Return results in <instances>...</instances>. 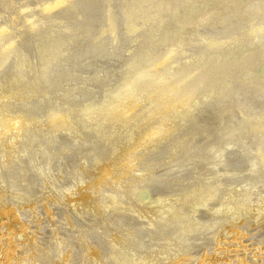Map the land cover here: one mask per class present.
<instances>
[{"label":"rangeland","instance_id":"1","mask_svg":"<svg viewBox=\"0 0 264 264\" xmlns=\"http://www.w3.org/2000/svg\"><path fill=\"white\" fill-rule=\"evenodd\" d=\"M0 231L8 264H264V0H0Z\"/></svg>","mask_w":264,"mask_h":264},{"label":"bare ground","instance_id":"2","mask_svg":"<svg viewBox=\"0 0 264 264\" xmlns=\"http://www.w3.org/2000/svg\"><path fill=\"white\" fill-rule=\"evenodd\" d=\"M190 74H191V73H190ZM192 74H194V73H192ZM192 74H191L190 78H193V77H192ZM187 75H189V74H187ZM194 75H195V74H194ZM196 76H197V77H198V76L201 77V78L198 77V80H199V81H200V79H201V80L204 79V77H202V76L199 75V74H197ZM197 77H196V78H197ZM196 78H195V79H196ZM192 80L194 81L195 84L199 82L198 80H197L198 82H197L196 80H194V78H193ZM195 81H196V82H195ZM187 82H189V81H187ZM187 82H186V83H187ZM180 83H181V82H180ZM184 83H185V82H184ZM184 83H183V84H184ZM201 83H202V82H201ZM201 83H200V84H201ZM192 84H193V82H192ZM192 84H191V85H192ZM186 85H187V84H186ZM186 85H184L185 88H186ZM188 85H189V84H188ZM188 85H187V88H188ZM191 85H190V86H191ZM198 85H199V83H198L196 86L198 87ZM177 86H179V85L177 84L176 87H177ZM184 86H182V87L184 88ZM196 86H195V87H192V88L195 89ZM172 87H173V86H172ZM179 88H180V87H179ZM185 88H184V89H185ZM187 88H186V89H187ZM189 88H190V87H189ZM170 89H173V88H169V90H170ZM186 89H185L184 91H186ZM190 89H191V88H190ZM190 89H189V90H190ZM194 89H193V92H194ZM177 90H178V89L175 90V88H174V90H173V91H169V93L172 95V92L177 91ZM181 90H182V89H181ZM189 90H188V91H189ZM167 91H168V90H167ZM191 91H192V90H191ZM165 92H166V91H165ZM186 92H187V91H186ZM167 93H168V92H166V94H167ZM191 93H192V92H191ZM174 94H175V93H174ZM192 94H193V93H192ZM190 95H191V94H189V96H190ZM191 96H192V95H191ZM169 98H170V97H167V99H169ZM173 98H174V97H173ZM165 99H166V98H165ZM167 99H166V100H167ZM188 99H189V97H188ZM186 101L188 102L189 100H186ZM166 104H167V103H166ZM170 104H172V103H170ZM173 104H174V103H173ZM177 104L179 105V103H177ZM168 106H169V104H168ZM170 106H171V105H170ZM173 106H174V105H173ZM173 106H171V107L174 108ZM30 109H31V108H30ZM156 127H157V126H156ZM157 128L159 129V127H157ZM157 128H156V130H157ZM160 129H161V131H162V128H161V127H160ZM151 130L155 131V128H153V129H151ZM151 130H150V131H151ZM163 130H164V128H163ZM158 132H160V131H158ZM156 133H157V132H156ZM147 135L149 136V134H147ZM147 135H146V136H147ZM151 135H152V134H150V136H151ZM154 135H155V133H154ZM106 139H107V138H106ZM183 140H184V139H183ZM106 141H107V140H106ZM113 149H114V148H113ZM111 150H112V149H111ZM168 150H169V149H168ZM112 151H113V150H112ZM109 153H110V151H109ZM109 153H108V154H109ZM111 153H112V152H111ZM105 154H106V152H105ZM109 156H110V155H109ZM107 160H108V159H107ZM106 173L108 174V171H107ZM113 175H114V174H113ZM101 177H102V176H101ZM109 177H110V176H109ZM106 179H108V178H106ZM12 220H14V219H12ZM10 224H12V226L10 225V226H11L10 228H12V227L14 226V225H13V222H12V223L10 222ZM8 226H9V225H8ZM8 226H7V227H8ZM5 227H6V226H5ZM5 227H4V228H5ZM4 228H3V229H4ZM5 229H7V228H5ZM13 229H15V228H13ZM7 231H8V230H7ZM10 231H12V230H10ZM10 231H8V233H10ZM0 232H2V231H0ZM11 233H12V232H11ZM1 235H2V233L0 234V236H1ZM2 240H3V239H2ZM5 240H6V239H5ZM5 240H4L3 243H5ZM170 241H171V239H170ZM0 242H1V239H0ZM1 243H2V242H1ZM1 243H0V245H1ZM172 243H173V241H172ZM232 243H233V242H232ZM7 244H8V243H7ZM7 244H5V245L7 246ZM2 245H3V244H2ZM2 245H1V246H2ZM8 245H9V248L11 249V248H12L11 245H10V244H8ZM167 245H168V244H167ZM229 245H231V244H229ZM1 246H0V247H1ZM165 246H166V245H165ZM223 246H224V245H223ZM225 246H226V245H225ZM225 246H224V248H226ZM231 246H233V245H231ZM2 247H3V246H2ZM227 247H228V246H227ZM229 247H230V246H229ZM231 248H233V247H231ZM1 249H2V248H1ZM5 249H7V247L5 248V246H4V250H5ZM10 249L5 250V251H6L5 254L3 253V250H2V252H1V250H0V252L3 253V254L6 256V258H5V256H2L1 253H0V260H1L0 264H8V261H5V260H7V258L10 257L13 253H14V255H16V252H17V251H14V252H13V250L10 251ZM220 249H221V248H220ZM226 249H227V248H226ZM221 250H222V249H221ZM221 250H220V251H221ZM231 250H232V249H231ZM231 250L229 251V250L227 249V251H229L230 253H233V252H234V249H233L232 252H231ZM224 251H225V250H224ZM224 251H223V252H224ZM227 251H225L224 253L226 254ZM223 252H222V253H223ZM234 253H235V252H234ZM222 255H223V254H222ZM227 255H228V253H227ZM1 256H2V257H1ZM221 257H222V256H221ZM1 258H2L3 260H2ZM225 258H226V257H225ZM4 259H5V260H4ZM90 260H92V259H90ZM93 260H94V259H93ZM90 262H91V261H90ZM84 263H85V262H84ZM215 264H216V263H215Z\"/></svg>","mask_w":264,"mask_h":264}]
</instances>
